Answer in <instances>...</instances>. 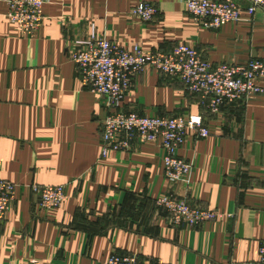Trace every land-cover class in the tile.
Segmentation results:
<instances>
[{"label": "crops", "instance_id": "0c3cea01", "mask_svg": "<svg viewBox=\"0 0 264 264\" xmlns=\"http://www.w3.org/2000/svg\"><path fill=\"white\" fill-rule=\"evenodd\" d=\"M221 1V0H219ZM238 23L202 26L187 0H46L45 20L27 36L0 0V179L17 186L0 217V264H107L137 254L164 264H262L264 242V93L210 113L184 84L146 66L122 110L155 116L202 114L207 138L189 135L179 149L193 163L170 183L165 150L136 139L102 157L108 99L83 86L72 52L98 36L133 50L170 51L185 42L215 65L264 59V10ZM139 2L158 8L152 21L131 14ZM33 184L66 185L59 208L42 209ZM171 195L221 216L175 226L156 204Z\"/></svg>", "mask_w": 264, "mask_h": 264}, {"label": "built area", "instance_id": "2783aa9c", "mask_svg": "<svg viewBox=\"0 0 264 264\" xmlns=\"http://www.w3.org/2000/svg\"><path fill=\"white\" fill-rule=\"evenodd\" d=\"M4 1L9 21L18 25L25 35L35 36L45 20L46 0ZM249 1L252 14L257 9L264 10V0ZM187 11L195 21L208 28L238 23L243 18V8L233 0H187ZM131 14L142 21H152L158 14V8L150 2H139ZM71 58L83 86L105 96L115 109L103 121L102 157H107L110 151L130 150L136 139L157 142L165 150L164 173L170 183L186 180L193 170V163L179 154L187 137L207 138L211 131L202 114L150 117L122 110L135 78L146 66L181 81L210 113H219L228 104L264 93V59L251 58L241 64L225 62L215 65L197 47L185 42L167 52H146L139 45L130 50L93 31L89 39L76 42ZM32 191L38 197L39 206L45 210L59 208L67 199L66 185L33 184ZM16 193V184L0 179V217L12 207ZM156 204L168 212L172 224L178 227L199 226L221 216L215 210L193 206L168 194L159 197ZM259 258L264 264V242L259 248ZM107 264L164 263L143 260L137 254L114 252Z\"/></svg>", "mask_w": 264, "mask_h": 264}, {"label": "trees", "instance_id": "16d2710c", "mask_svg": "<svg viewBox=\"0 0 264 264\" xmlns=\"http://www.w3.org/2000/svg\"><path fill=\"white\" fill-rule=\"evenodd\" d=\"M163 209V208H162Z\"/></svg>", "mask_w": 264, "mask_h": 264}]
</instances>
